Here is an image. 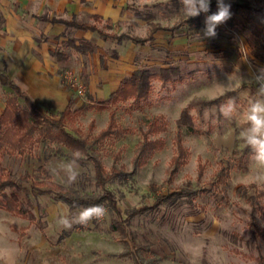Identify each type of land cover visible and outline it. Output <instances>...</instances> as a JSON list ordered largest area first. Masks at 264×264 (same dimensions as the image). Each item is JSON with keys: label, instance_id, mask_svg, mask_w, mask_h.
<instances>
[{"label": "rangeland", "instance_id": "374dc122", "mask_svg": "<svg viewBox=\"0 0 264 264\" xmlns=\"http://www.w3.org/2000/svg\"><path fill=\"white\" fill-rule=\"evenodd\" d=\"M246 1L264 6V0ZM217 10L210 7L208 13L201 15L200 25L177 31L176 37L183 38V44L170 47L165 42V34L159 32L157 47L135 52L137 68L144 66L156 72L160 67L171 65L180 71L177 81L163 86L154 80L150 98L139 105L128 101L98 110L95 97L87 92L77 97L63 79L64 72L70 71L87 87V75L79 73L75 65L60 74L63 83L77 97L79 107H83L76 119L79 127L86 130L94 121L95 134L106 126L109 112L113 110L117 124L127 130L101 153V161L109 169L112 155L121 150L119 164L131 173L125 182L108 185L119 209L122 212L141 210L153 205L155 195L179 193L156 210L137 214L130 220L133 244L148 246L159 258L158 264H257L255 258L264 256V185L253 181L256 167L251 159L252 151L240 137L247 126L243 114L250 100L256 98L258 86L252 77L264 68V60L256 59L251 53V42L259 54L264 55V50L241 30L238 20L248 18L247 26H262L264 21L256 16L237 15L235 22L229 19L217 27L215 38H206L203 35L205 18ZM135 11L151 14L153 18L115 26L92 18L80 23L92 25L108 35L145 37L150 24L169 28L178 24L183 14L180 0H135L132 13ZM92 41L100 43L98 49L106 58L112 59V49L120 52L115 42H101L96 34ZM124 45L128 47L129 42L125 41ZM229 98L236 100L237 110L231 117H225L220 106ZM183 109L194 116L195 124L193 132L182 129L183 145L188 153L185 164L172 175L170 159L175 154V123ZM157 116L163 118L167 128L158 136L164 140V147L146 164L134 167L132 159L141 138L139 131L145 130L148 122ZM67 162L61 158L44 162L54 182L81 193L99 192L89 162L79 164V176L69 185L59 167ZM199 163L204 166L201 177H198ZM2 164L16 179L26 172L33 174L38 166L36 158L30 156H6ZM220 168L228 173L225 185L218 182L216 173ZM21 186L19 194L24 201L32 202L35 220L0 210V254L5 258L0 259V264H135L133 257L120 256L125 249L119 235L109 228L111 215L105 207L103 218L65 229L58 220L64 216L71 219L81 209L70 212L50 195L34 193L29 183ZM250 223L257 227L255 234ZM11 227L24 228L23 236L19 237Z\"/></svg>", "mask_w": 264, "mask_h": 264}, {"label": "trees", "instance_id": "16d2710c", "mask_svg": "<svg viewBox=\"0 0 264 264\" xmlns=\"http://www.w3.org/2000/svg\"><path fill=\"white\" fill-rule=\"evenodd\" d=\"M229 3V2H226ZM231 4V21L236 20V16L244 15L246 17L256 16L259 20L264 21V6L260 3L251 4L246 0H236ZM210 7L217 8V2L211 3ZM201 13L197 17L187 18L181 15L178 24L172 27H162L160 25L150 24V29L145 37L115 36L104 34L97 28L86 23H80L75 20L67 21L64 19L40 18L43 22L61 23L65 26L66 32L54 39V47L50 49L51 58L59 63L69 61V51L80 55L94 53L97 46L94 42L86 39H76L72 37L74 31H90L98 36L104 42H115L116 45H122L125 41L138 46L146 44L152 45L154 35L159 31L169 32L171 37L176 36L177 31L183 27L192 29L193 25H200ZM136 19L151 20V14L141 15L134 12ZM99 20L109 26L113 25L109 20H103L100 16L91 17ZM246 20H238V26L247 33L257 46L264 50V24L262 26H247ZM185 34V33H184ZM251 53L259 60H264V55L255 50V45L251 42ZM112 59L118 58L116 49L110 51ZM101 63L103 56L100 57ZM180 71L177 66L160 67L156 72L148 67H138L128 77L122 79L119 87L113 92L108 99L97 104L96 109L104 110L118 103L130 101L131 105H139L148 101L152 93V82L159 81L162 86L168 82L177 81ZM6 85L10 92L5 97V106L0 113V210L11 215L35 220L31 210L32 202L23 200L19 194L22 184H28L30 189L35 193H45L51 196L52 200L65 205L68 211L72 212L77 209H83L92 205H102L111 215L109 228L112 232L119 235V241L125 251L120 254L121 257H133L135 264H158L159 258L148 246H135L133 238L129 231L130 220L137 214L156 210L162 203L168 199L176 198L179 193L173 192L169 195H155L152 206L142 208L141 210H126L122 212L119 209L118 201L115 194L108 188V185L114 182H125L131 177V173L125 171L124 166L119 164L121 150L112 155V165L106 169L101 161V153L108 145H113L115 141L122 138L127 130L119 126L115 119V112H109L106 126L94 134L95 123L91 121L86 130L77 125L76 119L83 111V107H74L71 99L64 111L56 114H47L40 111L32 99L23 92L18 86L6 80ZM91 100V98H89ZM176 133L173 137L175 154L170 159V173L173 175L178 172L179 168L186 162L187 149L183 145V132L185 127L189 132H193L195 118L190 114L188 109L180 112L176 120ZM167 128L161 116L154 117L148 122L145 130H140V141L137 143L136 151L132 159L134 167H140L158 151L164 147V140L158 137L161 133L166 132ZM81 153L79 164L89 162L92 165L94 185L99 192L81 193L75 189L65 187L52 180L44 162L51 158H61L65 161L72 159L74 151ZM9 157L30 156L36 158L38 166L33 174L24 173L18 179L7 170L2 159ZM203 164H198V177L203 175ZM218 182L226 184L228 173L224 168L217 171ZM188 195H194L189 193ZM252 234L257 232L254 223H250ZM11 229L22 237L25 229ZM257 264H264V256L255 258Z\"/></svg>", "mask_w": 264, "mask_h": 264}, {"label": "crops", "instance_id": "0c3cea01", "mask_svg": "<svg viewBox=\"0 0 264 264\" xmlns=\"http://www.w3.org/2000/svg\"><path fill=\"white\" fill-rule=\"evenodd\" d=\"M133 2L135 0H0V113L10 92L6 80L25 92L40 111L56 114L64 111L71 99L74 107H79L78 96L60 78L62 70L77 66L79 73L88 77L87 94L100 103L117 90L123 78L137 69L136 51L159 45V32L165 34V42L170 47L184 43L183 38L159 31L152 45H117L122 49L117 51V59L106 58L98 49L100 43H95L94 53L85 56L69 51L70 59L66 63L51 58L49 51L54 47V39L65 33L66 28L61 23L43 22L41 17L83 22L97 15L113 25L138 23L132 13ZM93 34L74 31L72 37L93 42Z\"/></svg>", "mask_w": 264, "mask_h": 264}, {"label": "clouds", "instance_id": "9594fccd", "mask_svg": "<svg viewBox=\"0 0 264 264\" xmlns=\"http://www.w3.org/2000/svg\"><path fill=\"white\" fill-rule=\"evenodd\" d=\"M182 12L187 18L199 16L201 13H208L211 0H180ZM217 12L207 15L203 35L206 38H215L217 27L224 24L231 18V4L225 0H217ZM199 35V34H198ZM257 84L256 98L250 100L243 117L247 125L241 132L240 137L252 151L251 159L256 167L253 181L258 185H264V68L258 70L252 77ZM237 110L236 100L229 98L220 106V112L225 117H231ZM81 153L77 150L72 153V159L62 163L59 167L66 176L69 185L76 182L79 176V163ZM55 173L56 169H52ZM106 209L102 205H92L81 209L75 216L69 219L61 217L58 223L65 229H71L74 224L87 225L94 219L98 220L105 216ZM0 259H5L0 254ZM7 264V262H6Z\"/></svg>", "mask_w": 264, "mask_h": 264}, {"label": "built area", "instance_id": "2783aa9c", "mask_svg": "<svg viewBox=\"0 0 264 264\" xmlns=\"http://www.w3.org/2000/svg\"><path fill=\"white\" fill-rule=\"evenodd\" d=\"M63 79L65 83L73 89L74 93L78 97L84 96L86 92L85 85L78 78H76L70 71L64 72Z\"/></svg>", "mask_w": 264, "mask_h": 264}]
</instances>
